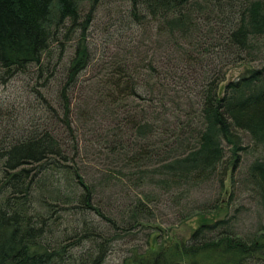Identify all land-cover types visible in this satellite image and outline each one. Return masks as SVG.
Wrapping results in <instances>:
<instances>
[{"label":"trees","instance_id":"16d2710c","mask_svg":"<svg viewBox=\"0 0 264 264\" xmlns=\"http://www.w3.org/2000/svg\"><path fill=\"white\" fill-rule=\"evenodd\" d=\"M19 77L32 104L0 97V264H111L141 235L114 264H264V0H0V85ZM86 148L108 164L89 172ZM201 190L216 199L181 219L215 214L163 248L156 213Z\"/></svg>","mask_w":264,"mask_h":264},{"label":"rangeland","instance_id":"374dc122","mask_svg":"<svg viewBox=\"0 0 264 264\" xmlns=\"http://www.w3.org/2000/svg\"><path fill=\"white\" fill-rule=\"evenodd\" d=\"M113 49L114 47L112 48V50ZM247 66L248 65L246 64H241L238 66L230 67L227 71L225 82L236 79L244 70H246ZM91 75H93V73L88 71L84 73V76L82 78L87 80V78H89ZM7 84L8 85L6 87H4L3 85H0V97L3 100V106L10 104L13 110L15 108L17 109V107L18 108L20 107V110L24 111L25 107H27L29 104L30 105L32 104L31 103L32 100H30V95H31L30 88L32 86V82H28V80H25L22 77H19V78H15L13 80L7 81ZM87 84L90 86L91 82ZM28 92L30 93V95L28 94ZM75 96L77 97V94H75ZM133 102L135 101L132 99L129 100V104L132 105ZM9 120L11 122V119ZM24 122L25 120L21 119L19 123L17 122V124L21 126ZM7 127H8L7 120H4V119L0 120V134H3V132L7 130ZM60 131L66 134L65 131L62 130V128L60 129ZM97 131L98 133L92 134V136L100 134L101 131L100 130H97ZM79 132H80L79 137L83 141L84 138L81 134L82 130L80 129V127H79ZM97 140H99V137L97 138ZM229 150L230 148L228 149V151ZM87 151H88L87 154L85 152H82L80 154L79 161L81 164H83L86 167V169L89 172L93 173L97 168L101 167V164L103 163L108 164L107 163L108 161L104 160L103 158L98 159L97 157H91L90 155L94 153L93 150H87ZM242 172H243V165L241 166L239 173L236 174L235 172L236 180H239L242 177ZM237 184L238 183L236 182V185ZM226 187L227 189L229 188V181L226 182ZM209 193L210 192L206 190L197 191L191 194L189 199L185 198L184 200H181L178 206L172 202L169 203V201L167 200L164 201L165 204H163L160 207L159 212L156 213V220L158 222L157 224H159L158 226H160L162 230L161 232H158L157 230H155L156 233H159L160 235H164L162 237V240H160L162 244L161 246L163 248H165V246L167 245L186 241L188 237L191 235V233L196 228H198V226L201 225V222H203L202 218L208 220V218L213 217V214L215 213H212V214L209 213V214H206L207 216H204V214L195 215L198 213L193 214L194 212L193 213L191 212L193 216L190 219H186V220L181 219V214L189 213L191 208L193 207L197 208L196 207L197 204H200L206 201H210V202L214 201L216 199V194L214 192H211L210 194ZM234 202L236 203L234 206L242 205L246 208L251 209L252 212L254 211L253 209H255L254 205H252L250 203V200H248L247 196H245V193H240V196H237V197L235 194ZM224 208L225 206L222 207V210H224ZM225 212L226 211L220 212L218 216L216 215L215 219H218L219 217L221 218V216L224 215ZM253 215L255 214L253 213ZM251 223L252 222H248L246 219L245 224H243L242 227H245V226L249 227ZM147 232L148 231H145L144 233H147ZM141 236H142V241H138L135 239V241L133 240L131 243L126 244L125 242H121L120 244H118L115 247V250L108 257L110 263L114 264L116 262H119L126 254L127 249L131 248L132 246L137 245V246H140V248H142L143 250H146L147 245L144 243V239L146 238V236H143V235Z\"/></svg>","mask_w":264,"mask_h":264}]
</instances>
